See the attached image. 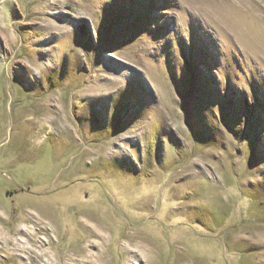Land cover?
Wrapping results in <instances>:
<instances>
[{
	"label": "rangeland",
	"instance_id": "obj_1",
	"mask_svg": "<svg viewBox=\"0 0 264 264\" xmlns=\"http://www.w3.org/2000/svg\"><path fill=\"white\" fill-rule=\"evenodd\" d=\"M0 264H264V0H0Z\"/></svg>",
	"mask_w": 264,
	"mask_h": 264
},
{
	"label": "bare ground",
	"instance_id": "obj_2",
	"mask_svg": "<svg viewBox=\"0 0 264 264\" xmlns=\"http://www.w3.org/2000/svg\"><path fill=\"white\" fill-rule=\"evenodd\" d=\"M48 65V64H47ZM28 81V80H27ZM29 83L30 84H35V80H33V79H29ZM54 104V103H53ZM51 113H52V116H54V119H55V122H57L58 123V125L59 126H62L63 125V122H64V117L66 116L65 114H63L64 112H62L61 111V109H60V104L59 103H56V105H55V108H54V110L53 111H51ZM65 115V116H64ZM54 122V121H53ZM56 123V124H57ZM55 124V125H56ZM53 128V127H52ZM101 236L99 235V236H96V244L98 243V244H100L102 241H101ZM97 244V245H98ZM96 248V247H95ZM98 248V247H97ZM98 254V253H97ZM96 254V255H97Z\"/></svg>",
	"mask_w": 264,
	"mask_h": 264
}]
</instances>
